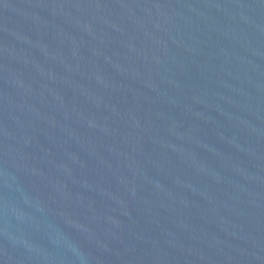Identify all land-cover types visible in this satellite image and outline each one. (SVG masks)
I'll return each mask as SVG.
<instances>
[{
	"label": "water",
	"instance_id": "obj_1",
	"mask_svg": "<svg viewBox=\"0 0 264 264\" xmlns=\"http://www.w3.org/2000/svg\"><path fill=\"white\" fill-rule=\"evenodd\" d=\"M0 264H264V0H0Z\"/></svg>",
	"mask_w": 264,
	"mask_h": 264
}]
</instances>
